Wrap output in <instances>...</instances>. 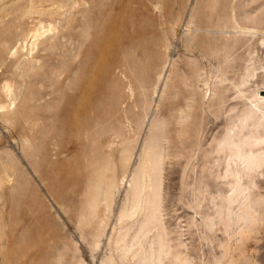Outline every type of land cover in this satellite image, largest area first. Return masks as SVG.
<instances>
[{"label": "rangeland", "instance_id": "1", "mask_svg": "<svg viewBox=\"0 0 264 264\" xmlns=\"http://www.w3.org/2000/svg\"><path fill=\"white\" fill-rule=\"evenodd\" d=\"M232 1L0 0V264H264V0Z\"/></svg>", "mask_w": 264, "mask_h": 264}, {"label": "bare ground", "instance_id": "2", "mask_svg": "<svg viewBox=\"0 0 264 264\" xmlns=\"http://www.w3.org/2000/svg\"><path fill=\"white\" fill-rule=\"evenodd\" d=\"M216 1V0H215ZM234 1V0H233ZM233 1H232V3H233ZM209 2V1H208ZM219 2V1H218ZM213 4V3H212ZM208 5H209V3H208ZM7 6V5H6ZM212 6V5H211ZM232 6H233V4H232ZM93 8V7H92ZM26 10L23 12V13H21V15H28V14H31L32 12H37L38 10L36 9V8H34L32 5H27V7L25 8ZM226 9V8H225ZM234 9V8H233ZM94 11V10H93ZM234 11V10H233ZM219 12V11H218ZM228 13V12H227ZM219 15V14H218ZM232 15V14H231ZM234 15V14H233ZM214 16V15H213ZM217 16V15H216ZM225 16V15H224ZM219 17V16H218ZM232 17V16H231ZM215 18V17H214ZM220 19V18H219ZM223 19H224V17H223ZM193 20V19H192ZM235 20V19H234ZM233 19H232V21H234ZM214 21V20H213ZM218 22H220L221 23V20H219ZM237 22V21H236ZM236 22H234V23H236ZM50 25V24H49ZM48 25V28H47V31L49 32V31H51V29H52V26L50 25L49 26ZM215 25V24H214ZM198 26V25H197ZM200 26V25H199ZM216 27H214V29H215ZM239 28V27H238ZM237 29V28H236ZM235 28H234V30H236ZM243 29V28H242ZM219 30H220V28H219ZM244 30H246V28L244 29ZM247 30H248V28H247ZM235 32V31H234ZM45 33V30H40V29H33V30H29V31H21L19 34H18V37H17V39H18V41H25L27 38H30V47H29V50L30 51H32V50H34L35 49V47L36 46H38V44H39V42L41 41V39H42V37L46 34H44ZM88 33V32H87ZM212 33H214V30H213V32ZM55 34V33H54ZM192 34V33H191ZM24 43V42H23ZM191 43V42H190ZM25 45V44H24ZM81 47V46H80ZM15 48V47H14ZM196 48V47H195ZM22 49H23V47H22ZM25 49V48H24ZM99 49V48H98ZM12 50H13V48H12ZM11 50V51H12ZM10 55V54H9ZM9 55H8V57H9ZM107 58V57H106ZM26 59V58H25ZM106 60V59H105ZM37 61V56H36V54H34V55H32V57L31 58H29V59H27V61L25 62L26 63V65H28V67H30V69H32L33 67H34V63ZM108 62H110V61H108ZM168 63V62H167ZM166 63V64H167ZM20 65V64H19ZM2 66V65H1ZM20 68V67H19ZM219 68V67H218ZM217 69V68H216ZM218 70V69H217ZM216 71V70H215ZM222 71V70H221ZM218 72L220 73V71L218 70ZM201 73H203V72H201ZM214 73V72H213ZM216 73V72H215ZM222 73V72H221ZM202 75V74H201ZM226 76V75H225ZM160 77H161V72H159L158 73V76H157V80H159L160 79ZM166 80H167V78H166ZM220 80H222V78H220ZM224 81V80H223ZM225 82V81H224ZM222 83V82H221ZM156 84V83H155ZM158 84H159V82H158ZM158 84H157V86H158ZM208 85V84H207ZM206 86V85H205ZM204 86V87H205ZM128 87H129V84H128ZM156 87V86H155ZM199 87H201V86H199ZM130 88V87H129ZM165 88H167V87H165ZM207 88V87H206ZM5 89L10 93L11 92V85L9 84V83H5ZM4 89V91H6ZM14 89V88H13ZM157 89V88H156ZM127 90V89H126ZM163 90V89H162ZM13 91V90H12ZM130 91H132V90H130ZM156 91V90H155ZM204 91V90H203ZM14 92V91H13ZM208 92V91H207ZM7 93V92H6ZM154 93V92H153ZM162 93V92H161ZM164 94H165V91L163 92ZM205 93H206V90H205ZM13 94H15V93H13ZM193 94V93H192ZM163 95V94H162ZM13 96V95H12ZM160 96V95H159ZM206 96V95H205ZM11 97V96H10ZM10 97H8V99L10 98ZM15 97V96H14ZM14 97H12V98H14ZM130 97H132V96H130ZM163 98V97H162ZM155 99V98H154ZM17 101H18V99H17ZM152 104V103H151ZM11 111V110H10ZM9 113V111H7V112H5L4 114L5 115H7ZM150 114V113H149ZM148 114V115H149ZM146 120V119H145ZM143 122V121H142ZM142 122L140 123V125L139 126H141L142 125ZM147 122V121H146ZM147 124V123H146ZM149 126V125H148ZM154 127H156L155 126V124H151L150 125V128H149V137H148V141L149 140H151L152 138H153V134H152V131L154 130ZM148 130V129H147ZM147 132V131H146ZM146 137H147V135H146ZM165 140H167V139H165ZM134 142V141H133ZM163 142V141H162ZM166 142V141H165ZM147 143V142H146ZM128 144V145H127ZM126 145L127 146H123V148H122V152H121V161H122V163L125 165V164H128V162H129V160H130V158H131V151H132V147H130L131 146V144L129 145V142L127 143ZM143 144H145V143H143ZM151 144V143H150ZM52 146V145H51ZM143 146V145H142ZM144 147V146H143ZM55 150V149H54ZM144 150V149H143ZM38 151V150H37ZM57 151V150H56ZM141 151V150H140ZM165 151V150H164ZM59 152V151H58ZM143 153H144V155H143ZM58 155V153L56 154V156ZM141 155H143L144 157L142 158V160L140 159V161H141V163H140V165H139V167H138V169H137V171H135V174H134V176H133V183L131 184L132 185V194L134 195V196H136V195H138L139 194V189H140V187L142 186V189H143V187H145V184L144 183H142V181H141V179H140V174L141 173H144V171H145V169L147 170L148 168H150V169H155V167L157 166V164H158V162L161 160V153H160V151H158L157 150V145L156 144H151L149 147H146V149H145V151H143L142 152V154ZM112 158V157H111ZM16 160V159H15ZM16 162H18V161H16ZM164 163V162H163ZM104 164V163H103ZM138 164V163H137ZM107 165H109V163H107ZM101 166H102V164H101ZM108 169V167L106 166L105 167V169H104V167H101L99 170H98V172H97V177H98V179H99V181H101L100 179H102L103 177H104V172L106 171ZM143 169V170H142ZM142 170V171H141ZM157 170V169H156ZM10 171H13V169L12 170H10ZM141 171V172H140ZM149 171V170H148ZM10 173H12V172H10ZM132 173V172H131ZM14 174V173H13ZM151 175V174H150ZM9 177V176H8ZM7 177V178H8ZM132 177V176H131ZM151 177H153V176H151ZM15 178V177H14ZM147 178V177H146ZM97 183V182H96ZM114 183L115 182H113V179H111L110 181L108 180V183H107V186H109V191H107L106 192V194H111L110 196L112 197V189H114ZM18 185H19V183H18ZM141 185V186H140ZM99 186V185H98ZM98 186H96L95 188H98ZM120 187V186H119ZM20 188V187H19ZM116 188V187H115ZM160 188V187H159ZM105 189H107V188H105ZM145 189V188H144ZM150 189V188H149ZM128 190V189H127ZM96 191H98V189L96 190ZM94 193H95V191H94ZM97 193V192H96ZM95 193V194H96ZM142 194V193H141ZM146 197H148V196H146ZM111 199V198H110ZM97 200V199H96ZM133 201V200H132ZM90 203V202H89ZM131 203V202H130ZM146 203V202H145ZM97 204V203H96ZM96 207H98V206H96ZM152 209V208H151ZM91 217V216H90ZM130 217V216H129Z\"/></svg>", "mask_w": 264, "mask_h": 264}]
</instances>
